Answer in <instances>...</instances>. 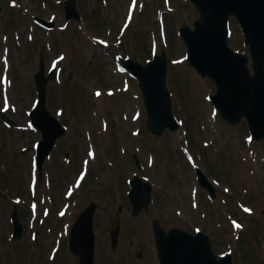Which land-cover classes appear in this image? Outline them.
Wrapping results in <instances>:
<instances>
[{"label":"rangeland","instance_id":"1","mask_svg":"<svg viewBox=\"0 0 264 264\" xmlns=\"http://www.w3.org/2000/svg\"><path fill=\"white\" fill-rule=\"evenodd\" d=\"M1 1L7 12L4 19L0 13V113L8 105L13 110L4 112L23 128L7 127L0 116V190L6 195L0 198V264H76L69 226L89 202L98 204L96 264H159L152 218L165 228L203 231L217 255L232 253L233 264H264V141L249 139L244 120L235 127L221 120L208 100L215 84L188 63L179 28H193L199 18L194 2L78 0L82 21H66L65 0ZM40 17L53 20V29L39 25ZM230 30L229 46L249 54L234 17ZM106 45L142 63L165 52L179 131L155 136L146 129L138 82L119 70ZM41 54L46 68L63 71L49 83L48 98L69 133L52 152L63 151L65 160L51 163V154L31 192L32 148L40 133L29 129L27 115L37 97L32 76ZM195 166L213 181L216 198L199 186ZM134 174L151 180L154 193L149 212L132 217L127 193ZM15 205L25 228L18 239L12 236ZM117 226L121 240L113 249L110 232Z\"/></svg>","mask_w":264,"mask_h":264},{"label":"water","instance_id":"2","mask_svg":"<svg viewBox=\"0 0 264 264\" xmlns=\"http://www.w3.org/2000/svg\"><path fill=\"white\" fill-rule=\"evenodd\" d=\"M77 1L65 0L66 20L82 21ZM192 1L200 12V18L194 21L193 28L184 25L179 30L187 46V61L202 77L210 78L215 83L216 92L210 94L209 101L220 112L222 119L232 126L246 120L252 139L264 140V0ZM231 17L236 18L243 31L249 54L229 46ZM37 21L48 28L55 26L53 21L42 18H37ZM120 62L123 69L139 83L147 113V129L156 136H162L165 130L178 131L181 124L173 111L165 52L156 54L145 64L131 58ZM57 75L58 70L55 68L47 72L41 57V63L33 77L39 99L37 106L31 111V119L43 136L37 147L40 171L57 139L66 132V128L47 108L48 84ZM2 117L7 123H14L5 114ZM135 161L140 168L137 156ZM195 173L198 184L209 192L210 198H216V188L207 173L200 167L195 168ZM129 185L131 214L136 216L143 209L148 212L153 201V184L135 175ZM0 196L5 197V194L0 191ZM96 209L97 204L94 202L87 205L71 226L69 248L78 256V264H95ZM121 210L122 205L119 206L118 213ZM11 221L12 236L15 239L22 238L24 225L17 206H14L11 213ZM152 227L159 264H233L231 253L217 256L209 235L201 230L193 233L177 226L166 230L159 218L152 220ZM111 238L112 246L116 247L119 229L112 231Z\"/></svg>","mask_w":264,"mask_h":264},{"label":"flooded vegetation","instance_id":"3","mask_svg":"<svg viewBox=\"0 0 264 264\" xmlns=\"http://www.w3.org/2000/svg\"><path fill=\"white\" fill-rule=\"evenodd\" d=\"M3 5V4H2ZM0 12L1 13H3L4 14V12H3V8L2 9H0ZM109 52L110 53H113V56H115L116 54H117V52L116 51H113V50H111V49H109ZM154 56V55H153ZM119 58V57H118ZM121 121H122V118H121ZM113 124L115 125V123L113 122ZM16 125V124H15ZM17 126V125H16ZM112 133H116L117 134V132H119V131H111ZM67 135H65L64 137H66ZM63 137V138H64ZM57 146H58V143H56V145H55V147H54V149H53V151L57 148ZM58 149H59V146H58ZM52 151V152H53ZM52 152H51V154H52ZM50 154V155H51ZM63 156V157H61V156ZM65 160V156H64V152L63 151H61V153L59 154L58 153V151H57V153H55V154H52V156L50 157V162L52 163L53 161H55V162H58V161H60V162H63ZM52 165V164H51ZM153 219V218H152ZM169 227H167V229H168Z\"/></svg>","mask_w":264,"mask_h":264},{"label":"snow or ice","instance_id":"4","mask_svg":"<svg viewBox=\"0 0 264 264\" xmlns=\"http://www.w3.org/2000/svg\"><path fill=\"white\" fill-rule=\"evenodd\" d=\"M97 95H100V93H97ZM237 227H239V225H236Z\"/></svg>","mask_w":264,"mask_h":264},{"label":"trees","instance_id":"5","mask_svg":"<svg viewBox=\"0 0 264 264\" xmlns=\"http://www.w3.org/2000/svg\"><path fill=\"white\" fill-rule=\"evenodd\" d=\"M117 47V46H116ZM222 120V119H221ZM223 121V120H222ZM224 122V121H223ZM70 227V226H69Z\"/></svg>","mask_w":264,"mask_h":264}]
</instances>
